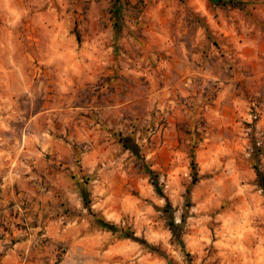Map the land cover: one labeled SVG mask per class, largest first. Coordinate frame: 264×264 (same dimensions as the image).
<instances>
[{
    "label": "rangeland",
    "instance_id": "rangeland-1",
    "mask_svg": "<svg viewBox=\"0 0 264 264\" xmlns=\"http://www.w3.org/2000/svg\"><path fill=\"white\" fill-rule=\"evenodd\" d=\"M234 1L241 4L0 0L3 167L24 145L26 130L37 128L35 116L48 104L71 102L87 108L131 99L128 107L138 118L137 109L144 112V131L134 124L129 134L136 141L131 172L115 171L127 162L123 157H109L107 170L98 164L85 171L83 162L76 164L83 181L73 191L80 192L81 205L73 203L79 201L75 197L68 200L73 223L66 225L65 239L48 245L44 264H264V188L257 174V168L264 174V164L237 161L236 171L247 173L246 178L207 199L220 173L232 174L228 151L238 147L241 130L250 144L256 136L264 139V0ZM110 23L115 24L110 33L114 44L102 46L93 37ZM201 30L203 40L197 35ZM221 74L235 89L234 102L222 100L218 85L208 80ZM193 99L203 100L223 119L214 120ZM168 104L177 105L178 111L169 107L167 116L160 112L158 119L159 106ZM205 121H211L209 128L197 135ZM97 122V133L105 135L100 116ZM209 131L225 136L229 145L212 144ZM198 152L205 154L202 179L192 187L183 171L191 170ZM257 152L264 154V149ZM137 160L147 162L138 169ZM85 207L87 213L81 210ZM173 210L179 224L172 219ZM99 219L119 227L105 229Z\"/></svg>",
    "mask_w": 264,
    "mask_h": 264
},
{
    "label": "crops",
    "instance_id": "crops-1",
    "mask_svg": "<svg viewBox=\"0 0 264 264\" xmlns=\"http://www.w3.org/2000/svg\"><path fill=\"white\" fill-rule=\"evenodd\" d=\"M114 25H102L93 39L102 46L114 44V35H110ZM105 34L110 36L104 38ZM110 49L112 52L113 46ZM97 110L98 107L86 108L71 102L48 104L35 116L40 121L37 128L28 133L39 136L40 142L23 145V151L21 147L7 167L0 168V264H44L48 245L66 238V225L74 218L67 202L75 197L79 201L73 203L81 205L80 192L73 189L83 177L79 166L65 161L70 151L82 156L74 138L82 139L86 134L93 140L99 135L94 131L100 126ZM45 132L54 143L49 144L42 136ZM80 161L85 171L98 166L91 156L84 155Z\"/></svg>",
    "mask_w": 264,
    "mask_h": 264
},
{
    "label": "clouds",
    "instance_id": "clouds-1",
    "mask_svg": "<svg viewBox=\"0 0 264 264\" xmlns=\"http://www.w3.org/2000/svg\"><path fill=\"white\" fill-rule=\"evenodd\" d=\"M258 11V10H257ZM199 40H203V31L197 33ZM180 47L183 49V44L180 45ZM208 80L212 81L213 84L218 85V92L220 93L221 99L225 100L227 102H234L231 100L232 94L235 92V89L232 87L231 82L227 81L226 76L223 74L216 75V76H209ZM227 85V86H226ZM193 89L195 88V85H191ZM64 91L65 89H61ZM211 90V89H210ZM240 99V104L246 105V102L243 101L242 98ZM193 103L197 105V107L202 106V110L206 111L209 115L212 116V118L216 121H220L223 118L219 115V112H213L212 109L209 107L208 104H205L203 100H192ZM131 99H126L124 104H119L117 102L116 106L104 104L103 101L101 104L103 106H98L97 115L101 117V122L106 126V134L105 135H97L93 140H89L87 138L86 134H83V138H74L73 142L75 143L76 149L79 151V153L82 154V156L87 155L91 156L94 161L102 166V170H107L108 165L111 162L109 160V157L112 158V160L119 159L121 157L125 158L127 161L126 163H122L118 169L115 171H118L121 175L124 174V170L126 169L128 172H131V164L132 161L135 159V144L136 141L134 139L130 140V132L133 128V125H138V131H144V125L145 120L142 119L144 116V112L141 109H137L140 113V117L138 118L136 112L132 110L131 107H128L129 104H131ZM210 103V102H209ZM172 108L174 111H178V106L173 104L168 105H161L159 106L160 111L157 113V118L159 119L160 112L164 113L165 116H167V109ZM238 109L240 105H237ZM241 116H243L245 119L249 120L251 122V117L246 116L244 112H241ZM211 121H205L203 122L197 129L196 134L197 135H203L204 133L201 131V129H207L209 128V124ZM96 131V129H94ZM191 131V130H189ZM251 135L255 136V133H251ZM42 136L47 139V142L49 144L54 143L52 137H49L48 134L42 133ZM241 139L237 141L238 147L235 149L228 151V158H229V167L232 169V174L228 175L224 172L220 173V178H217L214 182V191L211 196L207 197L208 200H211L214 196L219 195L222 193L227 187L230 185H237L238 181L242 178H246L247 173L244 172H237L235 165L237 161H240L243 163L246 160L249 159H256L259 160L261 164H264V154H261L257 152V149H264V139H262L261 136H256L254 143H249L248 139L245 138V133L243 130L240 132ZM24 145H29L31 143H39L40 137L35 135H28L27 130L26 134L23 137ZM208 140L211 141L212 144H223V145H229L230 141L223 135L219 133H213L209 131L208 134ZM117 146H119V149H117ZM107 149V151H106ZM21 151H23V147L21 148ZM211 155L213 157L216 156L215 152H212ZM82 156H77L75 152H69L68 159L65 161L68 165L77 164L81 159ZM205 154L204 153H197L196 157V163L191 167V170L185 168L183 171V175L185 177H190V185L192 187H195L196 184H198L201 179V164L203 162ZM7 158V154L0 151V160ZM185 160L187 161V157H185ZM147 162V161H145ZM145 162H141L139 160L136 161L137 168H143L145 165ZM150 163V162H148ZM217 165H219V161H216ZM3 167V163L0 162V168ZM15 167V165H14ZM26 167V166H25ZM219 170V168H218ZM115 171L112 173L115 175ZM12 174H10L11 176ZM133 175H135L133 173ZM145 177L147 176V173H144ZM15 178H19L18 176ZM156 180L158 182L159 177H156ZM108 183V181H105ZM111 189V185L109 184V190ZM163 191V190H161ZM167 196V194H164ZM185 197L187 199H193V194L190 192L185 191ZM178 199V197H176ZM105 204H108L109 201L106 200L104 202ZM158 203L163 206L164 200L159 199ZM88 207H98L89 205ZM84 213L88 212V208H82L81 209ZM206 211H211V208L208 206H205ZM97 214V213H93ZM172 219L174 223L179 224L180 223V216L177 214L175 210H173ZM211 219V217H209ZM127 222V221H126Z\"/></svg>",
    "mask_w": 264,
    "mask_h": 264
},
{
    "label": "trees",
    "instance_id": "trees-1",
    "mask_svg": "<svg viewBox=\"0 0 264 264\" xmlns=\"http://www.w3.org/2000/svg\"><path fill=\"white\" fill-rule=\"evenodd\" d=\"M212 1L215 2V3H223V4H230V3H231V4H241L240 1H234V0H212ZM148 171H149V173H151V174L154 173V171L151 170V169H149V168H148ZM257 174H258L259 181H260L262 187L264 188V174H263V172H262L259 168H257ZM153 182H154L156 188L159 190L160 187H159L158 183H157L156 181H153ZM83 199L85 200V197H84V196H83ZM90 210H91V209H90ZM99 223H100V225H101L103 228H105V229H109V230H114V229H116V228L119 227L117 224L111 223V222H109V221H107V220H105V219H99ZM171 227H172V229H173V234H174V236L178 237V239H179V241L181 242L182 246L185 248V245H184V243H183V240L181 239L180 234L178 233V231H177V229H176V227H175V224L172 223V224H171ZM123 234H124L125 236H128V237L137 238V237L134 235V233H133L132 231H124V230H123Z\"/></svg>",
    "mask_w": 264,
    "mask_h": 264
},
{
    "label": "built area",
    "instance_id": "built-area-1",
    "mask_svg": "<svg viewBox=\"0 0 264 264\" xmlns=\"http://www.w3.org/2000/svg\"><path fill=\"white\" fill-rule=\"evenodd\" d=\"M3 229L0 230V239L2 238Z\"/></svg>",
    "mask_w": 264,
    "mask_h": 264
}]
</instances>
